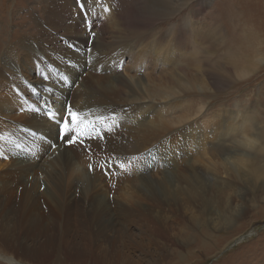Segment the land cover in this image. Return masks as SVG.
<instances>
[{"label": "rangeland", "instance_id": "1", "mask_svg": "<svg viewBox=\"0 0 264 264\" xmlns=\"http://www.w3.org/2000/svg\"><path fill=\"white\" fill-rule=\"evenodd\" d=\"M175 2L184 3L185 11L179 14L192 22L179 44L160 33L163 27L179 23V14L169 21L155 23L148 40L136 33L137 29L125 31L140 37L138 45L144 43L140 49L143 56L164 58L158 77L172 86L167 101L155 99V127L159 129L164 122L167 131L158 130L154 140L156 165L151 176L158 187L154 203L134 199L131 204L120 197V201L116 200L120 204L108 205L112 210L120 209L113 221L111 215L102 221L100 210L101 216H89L74 206L65 215L50 209L25 219L12 210L11 223L8 220L7 225L1 219L8 209L7 193L0 189V264H264V0ZM41 4V0H0V57L8 52L7 44L20 60L24 53L28 54L27 48L19 45L25 33L29 36L34 30ZM85 8L86 5L79 7L84 11ZM62 38L59 37L61 43ZM65 45L72 52L77 51L73 42ZM73 54L68 58L75 57ZM111 55L109 47L100 46L97 63L107 65ZM129 61L126 58L122 63ZM150 62L147 77L155 67V62ZM33 63L27 64L34 69L33 76L24 75L28 69L12 63L18 75L25 76L24 90L11 88L17 92V101L22 98L27 104L24 110L18 108L11 113L14 116L7 115L4 104L13 97L10 89L0 87V119L9 124L7 129L11 131L24 130L29 134L36 128L31 124H43L36 112L38 102L32 96L39 92L31 81L50 82L45 77L51 74L49 69L43 70L47 59L42 57L38 63L40 73L37 63ZM48 66L57 67L52 63ZM62 70L58 67L51 73L58 78L66 76ZM3 72L8 78L16 76L6 69ZM177 100L184 102L179 111L164 106ZM54 104H58L55 99ZM49 107L55 106L47 103L46 109ZM247 113L253 115V128L260 136L256 149L239 142L245 132L222 138L219 124L214 123L231 114L238 121L241 114ZM195 133L205 141L193 143L191 136ZM132 156L138 157L130 153L124 160L128 162ZM169 156L176 160L169 167L175 172L174 180L165 175L160 164L162 157ZM41 158L50 162L44 155ZM131 187L128 177L122 184L124 197H132ZM17 201L18 198L13 202L16 208L20 204ZM143 216L148 217L150 226L143 224L139 228L129 221H142ZM155 226L162 232L152 231ZM72 236L77 239L78 249L58 248V240L71 241ZM49 245L61 251L57 258L56 253L49 252Z\"/></svg>", "mask_w": 264, "mask_h": 264}, {"label": "bare ground", "instance_id": "2", "mask_svg": "<svg viewBox=\"0 0 264 264\" xmlns=\"http://www.w3.org/2000/svg\"><path fill=\"white\" fill-rule=\"evenodd\" d=\"M102 2L109 9L106 13L93 0H84L85 11L79 9L81 6L76 0H41L40 18L34 21V30L29 36H26L25 33V37L21 39L19 45L20 48H27L28 54L24 53L20 60L14 53L13 47L7 44L8 52L0 57V87L10 89V96L13 97L10 103L4 104L5 110L9 111L7 115L18 108L24 110L27 107L22 98V100L17 101V92L11 89L13 86H17L20 91L25 89L23 80L25 76L21 78L18 75L19 72L15 65L19 63L23 69L27 68L28 70L23 73L28 76H33L35 72L28 66L34 64V61L39 68L38 63L42 57L47 59L48 63L57 66L53 69L47 63L43 68V70L49 69L51 76L47 79L50 82H44L42 79L31 81V83H35L33 88L39 92V94L32 96L33 100L38 102L36 112L43 123L42 125L31 124L36 128L28 134L24 130L16 132L7 129L8 123L0 119V189L3 193H7L5 205L8 208L1 218L4 219L3 224H9L7 222L10 220L9 214L12 210L20 218L25 219L39 213L40 210L51 209L54 212L60 210L65 215L74 206L77 210L80 208L78 212L85 215L94 214L97 216L99 213L97 216L99 217L102 214V221H106L107 215H111L113 221L117 214L120 215V209L112 210L108 208V205L120 204L117 202L120 201V197L131 204L134 203V199L136 202L154 203L158 187L151 176L156 165L151 156L154 155V140L158 130L167 131L164 122L159 129L155 127V99L158 102L167 101L172 86L158 77V73L162 70L161 62L164 58L143 56L140 49L144 43L138 45L140 37L134 34L132 36H135L136 39H128L127 37L131 35L126 34L125 31L129 28L137 29L136 33H141L143 38L147 37L146 40H148L153 34L151 30H153L155 23L169 21L181 13L185 6L184 3H181L183 6L175 15H160L153 18L146 28L142 17L147 10V0H104ZM181 17L182 15H180ZM121 22L123 23L120 25ZM173 25H176L177 30L184 35L187 28L192 27V22L184 15L179 23L177 21L169 27H163L160 33L165 37L174 39ZM89 30H94L96 33L95 41L91 42V45H89ZM33 32L35 33L32 34ZM59 37H63V43L59 41ZM70 42L76 45V52H72L69 49L71 47L65 45ZM80 43L81 46H79ZM100 46L109 47L112 51L110 61L103 67L97 63ZM10 52H13V61ZM72 53H75L73 54L75 57L68 58ZM126 58H129L130 61L123 65L122 61L125 62ZM150 61L155 62V67L147 77L146 72H149L152 66ZM147 65L149 66L146 67ZM58 67L61 70L68 67L62 71L75 82L74 85L62 83L60 78L51 73ZM5 69L6 72H12L16 76L13 78L4 76L3 70ZM41 71L39 68L37 72L40 73ZM49 88L52 89V92L47 91ZM54 99L58 104L67 99L75 105V110L85 116L86 121L96 122L97 127L103 129L113 123L119 125L115 136L109 138L107 148L110 152L118 154L120 159L126 163L127 173H120L116 178L108 180L98 171H88L89 159L82 153H65L63 150L58 153L46 151V144L50 143V138L55 135L54 125L49 123L46 117L47 103L56 108L60 106L54 104ZM24 104H26L25 107ZM43 107L45 111H43ZM11 115L14 116V114ZM250 116L253 115L250 113L241 114L237 121L231 114L221 120L217 118L214 123L219 124L222 138L230 133L232 137L237 136L235 133L238 130L240 134L245 132L248 140L255 142L251 148L256 149L255 146L260 143V136L253 128L256 122ZM23 117L24 115L21 118ZM101 119L104 121L103 125L99 122ZM33 133L36 134L33 135ZM160 135L165 137L164 134ZM44 137H48V141ZM191 140L193 143L205 141L203 136L196 133L191 136ZM243 145L247 146L246 144ZM97 152L99 162H102L103 154L99 153V150ZM246 152L250 151L247 150ZM130 153L138 155V159L131 162L132 169L124 160ZM42 155L50 162L42 159ZM4 156L8 158L4 159ZM172 158L171 156L162 157L160 164L163 165L165 175L174 180L175 172L169 169L173 163H176V160ZM92 159L96 160L97 157ZM150 164L152 165L151 168L148 167ZM128 177L132 181V197H124L122 192V184L128 180ZM111 195L113 198L110 199L109 196ZM17 198L19 199L17 202L20 203L18 208L13 204ZM98 210L101 211V214ZM140 210L145 211V209ZM143 218L142 221L138 218L129 221L139 228L144 226L143 224L150 226L151 222L148 217L143 216ZM102 224L99 223L102 227L105 226ZM27 226L32 227L33 225L28 224ZM126 226H129V223ZM155 228V230L152 228V231L162 232L163 230L158 226ZM63 233L68 232L64 230ZM66 239L57 241L58 248L78 249L75 237L72 236L71 241ZM49 247L51 248L49 252L57 254L54 257L57 258L61 254L60 250H55L51 245Z\"/></svg>", "mask_w": 264, "mask_h": 264}, {"label": "snow or ice", "instance_id": "3", "mask_svg": "<svg viewBox=\"0 0 264 264\" xmlns=\"http://www.w3.org/2000/svg\"><path fill=\"white\" fill-rule=\"evenodd\" d=\"M81 8L83 9L85 5L81 3V0H78ZM96 3L103 12H108V7H105L102 0H96ZM183 5L181 3H176L175 0H147V10L142 17L144 21V26L147 28L152 19L160 16H170L175 15L180 7ZM172 31L175 33L174 39L177 44L183 38V33L177 30V26H172ZM96 38V33L94 30H89V40L94 42ZM128 39H136L135 36H129ZM147 39V37H144ZM86 63H88L86 61ZM98 70V69H97ZM45 79H47L45 77ZM60 80L64 84L74 85L68 76H61ZM48 92H52V89H47ZM182 100L174 101L172 104L164 105L165 107L175 108L180 110L181 105H183ZM35 111V110H34ZM46 117L49 123L54 125L55 135L51 137V143L46 144V151L60 152L63 150L65 153H82L86 158L89 159L87 168L89 172L98 171L101 175L106 177L108 180L116 178L120 173H127L128 168L126 163L122 161L118 154L115 152H110L107 148V143L110 137H114L116 134V129L119 125L116 123L105 126L103 129L97 127V123L94 121H86L85 116L75 110V105L70 103L67 99L60 103L58 108L53 107L48 109L46 112ZM100 124L103 125L104 121L101 119ZM237 136L240 135L238 130L235 133ZM35 135V133H33ZM47 141L49 138L44 137ZM241 144H246L248 147H253L255 145L254 141L248 140L247 136H244L242 140L239 141ZM99 153L103 154V161L99 162ZM93 157H97L96 160H93ZM7 156H4V159H7ZM138 157L132 156L128 161L130 166L131 161L137 160ZM151 159L156 160V156L152 155ZM163 166V165H161ZM149 168L152 165H148ZM113 187H115L113 185Z\"/></svg>", "mask_w": 264, "mask_h": 264}]
</instances>
